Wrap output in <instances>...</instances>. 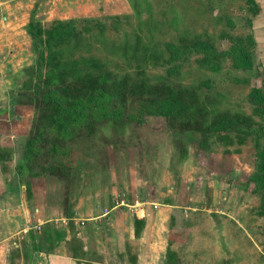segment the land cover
Segmentation results:
<instances>
[{
    "label": "rangeland",
    "instance_id": "rangeland-1",
    "mask_svg": "<svg viewBox=\"0 0 264 264\" xmlns=\"http://www.w3.org/2000/svg\"><path fill=\"white\" fill-rule=\"evenodd\" d=\"M257 2L260 11L256 15H252L244 0L2 3H7V11L0 6V144L20 142L27 152L36 130L45 63L41 57L43 37L31 36L30 22L49 27L57 19L72 17L98 18L91 23L93 33L103 29L105 38L95 34L92 49H87L85 41L74 48L72 41L70 49H64L65 55L71 51L74 56L93 52L99 58L108 55L110 70L118 76L126 71L136 72L140 65L144 70L141 78L197 92L210 116L218 110L239 113L264 125V114L260 117L255 113L249 100L253 87L264 86V0ZM4 15H8V20ZM81 26V36L89 37L90 32ZM124 33L138 34L148 44L149 52L141 48L139 53L144 55V61L129 59V54H114L112 40H119ZM248 33L256 39L254 67L250 70L235 68L225 54L216 60L219 68L214 70L200 63V55L191 53L179 61L177 71H167L170 63L161 52L166 41L189 42L201 36L225 51L230 46L227 35ZM236 77L243 81H236ZM10 122L19 127V133L9 131ZM117 122L102 121L90 133L79 136L58 174L41 168L44 162H55L56 156H41L36 170L43 173L38 175L43 179L39 177L38 182L42 184L47 179L55 189L61 186L62 190H71V198L79 191L84 194L86 190H98L102 194L99 199L107 201L115 186L120 196L139 192L141 199L171 202L176 207L171 222L173 237L181 241L188 237L195 249L207 253L204 260L195 256L198 261L194 264H222L220 258L224 256L231 260L230 264L234 258H243L242 264H264V215L259 213L260 195L253 191L250 182L256 143H264V138L257 140L255 135H246L227 142L213 134L202 143L197 130L181 129L162 116L149 115L145 121L127 117ZM20 176L21 180L32 177L26 169ZM234 219L243 228L235 225Z\"/></svg>",
    "mask_w": 264,
    "mask_h": 264
},
{
    "label": "trees",
    "instance_id": "trees-1",
    "mask_svg": "<svg viewBox=\"0 0 264 264\" xmlns=\"http://www.w3.org/2000/svg\"><path fill=\"white\" fill-rule=\"evenodd\" d=\"M244 2L252 15L259 13L257 0ZM97 20L98 18L88 16L57 19L49 27L30 22L28 31L31 36L36 38L40 34L43 37L41 57L44 59L45 70L39 92L40 107L36 130L23 163L18 165L19 172L26 169L30 175H42L43 173L36 170L37 166H40L38 160L41 156L50 154L56 156L55 162H44L41 168L58 174L59 169L64 167L65 157L74 151L76 139L90 133L105 120L118 123L117 121L127 117L145 121L149 115L162 116L169 120L171 125L177 124L181 129L197 130L201 134L202 143L213 134L220 135L227 142L246 135H255L257 140L264 138L263 123L256 121L252 116L219 110L210 116L208 106L203 105L197 92H190L181 85H161L146 77L141 78L144 70L140 69V65L136 72L126 71L118 76L110 70L108 55L99 58L93 52L74 56L73 51L65 55L64 49L69 50L72 41L74 48L81 46L82 41H85L87 49H92L95 45L92 41L95 34H102L105 38L103 29L93 33L91 23ZM81 25L90 32L89 37L81 36ZM227 38L230 46L225 51L217 49L209 38L201 36H196L189 42H164L161 52L167 56L166 61L170 63L167 71H177L180 67L179 61L191 53L200 55V63L214 70L219 68L216 60L222 54L230 57L235 68L252 69L256 46L254 35H227ZM112 44L115 46L114 48L112 45L115 55L117 53L124 57L129 54V59L138 62L144 61V55L139 54L141 48L144 52H149L148 44L138 34L124 33L119 40H112ZM235 80L241 82L243 78L236 77ZM249 100L254 106V112L263 117L264 86L253 87ZM184 151H188L186 147ZM254 155V171L250 182L254 185L253 191L260 195L259 213L264 215V143L257 141ZM26 188L30 192L31 187L28 185ZM139 223L143 224L144 220L137 218L136 224Z\"/></svg>",
    "mask_w": 264,
    "mask_h": 264
},
{
    "label": "crops",
    "instance_id": "crops-1",
    "mask_svg": "<svg viewBox=\"0 0 264 264\" xmlns=\"http://www.w3.org/2000/svg\"><path fill=\"white\" fill-rule=\"evenodd\" d=\"M6 1L0 0L4 11ZM9 131L19 133V127L10 122ZM0 148V264H194L196 257H207L190 238L173 237L171 202L141 199L139 192L120 196L115 186L107 201L99 199L98 190L71 198V190L55 189L47 179L40 184L42 176L21 180L18 165L26 148L20 142ZM137 218L144 223L136 224ZM220 259L230 264L229 258Z\"/></svg>",
    "mask_w": 264,
    "mask_h": 264
}]
</instances>
